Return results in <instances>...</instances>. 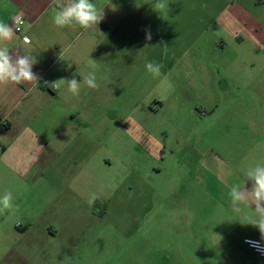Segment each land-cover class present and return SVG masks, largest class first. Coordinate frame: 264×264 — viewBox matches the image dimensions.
<instances>
[{
    "label": "rangeland",
    "instance_id": "1",
    "mask_svg": "<svg viewBox=\"0 0 264 264\" xmlns=\"http://www.w3.org/2000/svg\"><path fill=\"white\" fill-rule=\"evenodd\" d=\"M115 4L136 27L119 24L116 63L86 104L65 173L26 191L32 218L13 223L5 264L181 262L172 221L194 217L200 202L195 161L226 128L222 113L254 105L233 95L264 75V0H106L105 9Z\"/></svg>",
    "mask_w": 264,
    "mask_h": 264
},
{
    "label": "crops",
    "instance_id": "2",
    "mask_svg": "<svg viewBox=\"0 0 264 264\" xmlns=\"http://www.w3.org/2000/svg\"><path fill=\"white\" fill-rule=\"evenodd\" d=\"M92 2L103 9L104 19L96 28L82 29L53 23L55 0H0V22L15 26L18 18L24 19L21 30L11 40L0 41V46H7L13 58L27 54L37 61L32 67L37 80L0 84V197L11 192L14 205L0 211V264H5L12 248L13 223L32 218L23 213L26 191L65 173L73 159L74 133L87 128L89 99L100 92L84 85V76L95 72L97 82L103 81L107 66L116 63L113 51L122 36L119 24L126 19L128 31L136 27L135 15L118 4L106 10V0ZM73 78L81 82L78 96L68 91L66 81ZM244 81L247 87L233 97H247L254 105L221 112L226 114L222 118L226 128L196 159L194 184L200 202L193 207L194 217L185 212L172 221L178 227V257L183 259L174 264H264L263 257L241 242L250 237L264 243L258 227L250 224L256 217L255 205L241 203L237 212L228 195L233 186L251 190L247 170L264 165V75ZM76 116L80 121H75ZM62 158L66 165L60 169ZM58 194L42 202L40 211L51 206ZM208 196L209 207L203 204ZM30 226L27 220L20 235Z\"/></svg>",
    "mask_w": 264,
    "mask_h": 264
},
{
    "label": "clouds",
    "instance_id": "3",
    "mask_svg": "<svg viewBox=\"0 0 264 264\" xmlns=\"http://www.w3.org/2000/svg\"><path fill=\"white\" fill-rule=\"evenodd\" d=\"M53 23L60 28L66 26H79L82 29L96 28L104 19L102 8L92 2V0H55ZM163 7L162 4L159 5ZM15 35L13 25L0 22V41H9ZM151 39L150 32L146 35ZM27 40V38H25ZM33 55H17L15 58L7 46H0V84L9 82L23 83L25 81L37 80L36 74L32 71L36 63ZM160 65L148 62L146 68L153 75H160ZM68 91L72 95L78 96L80 93L81 82L73 78L66 81ZM83 84L88 88L96 89L99 87L95 72H89L83 78ZM248 180L253 182L251 190H245L240 186H233L228 195L234 205L235 211H240L238 205L248 203L255 205L256 217L251 219L250 224L258 227L262 238H264V165H256L249 168L246 172ZM98 199L96 194H92L90 200L94 202ZM13 196L11 192H6L0 197V211L13 207ZM257 250L264 252V247L257 245Z\"/></svg>",
    "mask_w": 264,
    "mask_h": 264
},
{
    "label": "built area",
    "instance_id": "4",
    "mask_svg": "<svg viewBox=\"0 0 264 264\" xmlns=\"http://www.w3.org/2000/svg\"><path fill=\"white\" fill-rule=\"evenodd\" d=\"M23 23H24L23 18L17 19L15 26H14V29L16 32H19L21 30V26L23 25ZM23 39L26 40L25 37H23ZM241 242L245 247L253 251L255 254L264 258V252L257 250V245H259L260 247H264V243L262 241L255 239V238L244 237Z\"/></svg>",
    "mask_w": 264,
    "mask_h": 264
}]
</instances>
